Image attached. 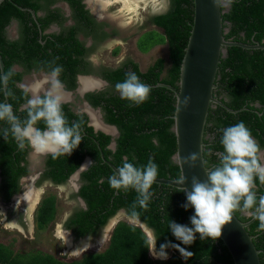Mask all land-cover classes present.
Here are the masks:
<instances>
[{
  "label": "trees",
  "instance_id": "obj_1",
  "mask_svg": "<svg viewBox=\"0 0 264 264\" xmlns=\"http://www.w3.org/2000/svg\"><path fill=\"white\" fill-rule=\"evenodd\" d=\"M38 1L4 0L0 4V53L6 63V72L11 69L12 61L27 60L26 55L36 56L44 49L49 47L53 49L51 43L55 44L56 41L48 39L43 45L39 40L38 24L31 17V12L21 8L27 7L37 11L41 8ZM49 1L51 3L55 0ZM13 17L20 18L23 24L25 23L23 54L19 50L20 45L15 41H8L5 36V27ZM223 18L226 22L224 27H229L225 34L227 39L249 44L264 41V0H232ZM193 20L194 0H171L170 10L154 18V23L161 26L164 33L149 32L138 42L139 48L144 52L159 43H168L171 67L167 76H163L166 58L162 57L158 58L147 71H142L138 63L130 61L124 67L105 74L115 87L117 82L125 79L126 72H134L152 89L148 100L140 105H132L129 101L122 100L119 94L108 99L103 95L92 98L95 105H103L107 121L119 129L116 149L109 147L111 135L99 133L96 139L87 134L82 136L81 143L71 155H60L55 158L51 156L46 162L43 179L61 184L81 166V160L86 153L93 155L97 161L82 173L83 185L79 190V196L85 200L87 207L76 209L66 223L77 237L98 234L99 229L121 209H126L129 216L142 220L153 229L157 251L160 245L167 241L180 244L169 229L170 220L191 227L190 216L194 210L182 207L186 202L185 193L177 187L156 182L152 185L153 195L147 209L137 206V215L132 216V204L137 193L135 190L128 192L120 190L116 193V190L109 186L108 178L113 175L114 170L104 162L102 153L118 167L122 166L125 160L140 167L152 158L158 166V177L179 179L180 166L172 159L177 151V137L173 131L177 99L174 91L161 83L179 88L181 63ZM31 21L32 24L29 23ZM80 46L82 45L79 43L78 54L84 51ZM58 47L61 49L63 59H67L72 70L75 69L77 72L79 59L73 52L67 53L64 46L58 44ZM216 83V95L221 97L224 105L211 107L207 119L205 130L207 145L204 154L206 164L211 168L219 163L217 153L223 151L220 144L221 129L238 122L243 121L260 149L264 148V48L228 46L226 55L221 57ZM9 92L10 97H13L11 103L15 114L19 118L26 116L24 110L18 111L20 103L25 102L24 92L18 91L11 78L8 82L7 93ZM4 98L3 84L0 83V102H5ZM62 107L71 125L73 123L71 118L75 116L67 105ZM75 119L82 127L93 131L85 117L77 116ZM39 123H42L40 127L45 126L42 121ZM28 148L26 146L21 150L11 133L5 140L2 131L0 132V167L3 175L0 191L6 201H10L11 197L21 190L20 177L29 171L27 163L24 162L23 165L21 162L25 160ZM256 185L259 198L260 195H264V185H260L258 179ZM57 210L55 194L43 197L37 212L38 227L44 228L54 221ZM236 215L243 221L252 219L251 216L239 211ZM258 225L259 221L254 219L248 230L254 235V242L260 250L261 262L264 264V231H259ZM149 247L150 238L142 227L127 221H119L113 229L108 246L102 251L87 252L78 259L66 261L41 250L16 251L11 244L0 242V264H234L233 257L221 237L216 240L211 238L201 240L197 233L193 244L181 245L191 252L188 258L177 249L169 247L166 251L169 249L174 251L171 257L154 259L150 256Z\"/></svg>",
  "mask_w": 264,
  "mask_h": 264
},
{
  "label": "clouds",
  "instance_id": "obj_2",
  "mask_svg": "<svg viewBox=\"0 0 264 264\" xmlns=\"http://www.w3.org/2000/svg\"><path fill=\"white\" fill-rule=\"evenodd\" d=\"M214 2L222 7H227L232 3V0H214ZM61 71V66L52 69L50 80L46 81L50 83V87L43 95L37 89L27 85L22 86L24 95L29 96L30 94V98L27 99L24 106V111L27 113L25 119L21 120L15 114L11 104L0 102V121L9 125L8 128L2 130V136L5 140L11 133L21 150L27 146L37 154H50L53 158L60 155H71L73 150L79 146L82 141L80 124L73 122L69 125L62 107L63 99L59 92L61 83L58 79ZM14 72V69H9L6 73L2 72L0 83L6 87ZM115 90L122 100L129 101L132 105H140L148 100L152 89L150 85L143 83L136 73L126 72L125 79L115 84ZM8 95L11 93L9 92ZM189 99V97H185L183 103L187 105ZM41 121L45 125L43 129L36 126ZM221 132L220 144L223 151L217 153L219 163L207 170V180L200 181L198 177L193 176L191 190L181 188V191L186 195V202L182 207L186 210L189 208L194 210L190 216L191 227L170 220L169 229L176 240L180 241V244L167 241L161 244L157 251L156 241H154L153 246L149 247L152 258L167 259L171 257L174 251L172 249L166 251L169 247L177 249L185 258H188L191 252H188L181 245L193 244L197 233L201 240L220 238L223 226L232 222L233 215L237 211L258 220V230L264 231V195L257 198L256 192L257 179L260 185H264V154L261 153L258 143L243 121L223 128ZM197 159V153H191L183 159V162L194 167ZM157 176L158 166L152 158H149L147 164L140 167L125 160L118 171H115L108 178V183L117 192L135 190L137 197L132 204L131 215L136 216L137 206L147 209L153 195L151 188ZM186 179L182 175L177 183L183 185ZM31 181L32 188H36L33 186L34 180ZM13 202L14 204L17 203ZM40 202L38 203L40 204ZM83 203L85 205L84 201ZM117 223L113 224L112 232ZM103 227L101 228L103 229ZM67 233L71 241L76 244L86 239L92 242L98 240L96 236L92 237L91 235L80 236L79 239L75 238L69 229ZM111 235L112 233L108 243ZM167 253L170 255L168 256Z\"/></svg>",
  "mask_w": 264,
  "mask_h": 264
},
{
  "label": "flooded vegetation",
  "instance_id": "obj_3",
  "mask_svg": "<svg viewBox=\"0 0 264 264\" xmlns=\"http://www.w3.org/2000/svg\"><path fill=\"white\" fill-rule=\"evenodd\" d=\"M38 2L41 4V8L37 11H34L32 8H23H25L24 10L31 12V17H33V20L38 24L37 27L39 28V40L43 43V45H45L48 39H51L56 41L55 44L57 46L52 42L51 45H53V49L51 47L44 49L36 56L28 57V55H26L27 60L24 59L12 61L11 69L15 70V75L11 77V80L14 81L15 87L20 93L23 92L22 86L27 85L30 88L39 90L40 94L43 95V93L50 87V83L46 81L50 80V73L52 69L54 67L61 66L62 71L59 73L58 79L61 83L59 92L63 99V105H67L75 116L71 118L73 122H76L75 118L77 116H82L86 118L88 126L93 128V131L91 132L87 128L80 125V131L82 133L81 136L90 134L91 137L97 139V136L100 135L99 133L111 135L112 141L109 144V147L116 149V145L113 147L112 143L114 140L116 141V138L119 136V129L116 125L107 121V115L103 105H95L92 102V98L94 96L96 97L103 95L104 98L108 99L112 95L119 94L115 90V87H113L112 83L106 78L105 74L108 72L122 68L130 61L138 63L141 69L140 63L135 56L124 57L122 55L120 56L118 62H116L118 63L117 65L113 62H104L102 60L103 56H105L103 55V52L108 49L110 42L112 43L115 41V38L117 39L118 37H120V40L126 39L127 36L125 35V31L128 27L127 20L130 17H132L131 22H137H135L136 24L132 22L131 26L129 27H137V30L131 28L133 34L132 36L135 37L136 35H142L144 29L141 30L142 26H140L139 23L141 19L139 18L138 11L142 9L144 12V0H55L51 3L49 0H39ZM229 8L230 5L225 7L226 11ZM123 12L127 14V19L123 18ZM158 15H161V12H157L154 8L147 13V22L150 26L157 25L154 23V18ZM29 23L32 24V21ZM23 27H25V23L23 24L22 20L16 17H13L10 20V23L5 27L6 38L10 42H17L20 45L19 50L21 53L24 51L23 44L25 40L23 39L25 38L26 32L25 28L23 29ZM78 42L82 45L80 48L84 49L82 54L77 53V46L79 45ZM58 44L59 46H64V50L67 53L73 52V54H75L74 56L79 59L76 66L78 67L77 72H75V69L72 70V66L67 62V59H63L61 49L58 47ZM262 44H264V41ZM137 48H139V46ZM115 49L110 50V53H113L114 51L116 52V50L118 52V49ZM133 54L135 55V52L131 51V55ZM3 61L4 72L6 73V63L4 59ZM0 72L2 74L1 67ZM72 78L74 79L73 82ZM3 89L5 96L4 101L12 105L11 101L13 97L11 98L7 93L8 84L7 90H5L4 85ZM28 98H30V94L29 96H25V102L20 103L18 107L19 112L24 110V106ZM25 118L26 116H23L20 119L23 120ZM40 125H42V123H38L36 126L41 129L45 127H40ZM7 126L9 125L6 122L0 121V132ZM113 126L117 127V129H114ZM99 148L101 149L100 145ZM263 149L264 148L260 150L262 151ZM102 155L104 162H106L105 159L107 158L103 153ZM51 156L52 155L50 154H37L29 147L25 155V160L21 161L23 165H25L24 162L27 163L26 165L29 171L20 177L21 190L18 193H22L24 191L22 194L25 193L27 196H29L28 202H31L32 198L37 196L36 188H32V185L30 184L32 183V179L34 180L33 186L45 181L59 185L54 183L52 180L43 179V174L46 170V162H48ZM81 162H91V166L93 162L97 161L93 155L86 153L83 156ZM84 171L85 170L81 171L80 174L76 176H74L76 172L74 171L67 179V181H70V183L73 182L75 184V186L71 184L73 186L71 188V194L74 195L73 198H76V201H74L73 211L66 219L65 226L70 216L75 213L76 209L87 207L85 200L79 196V190L83 185L82 173ZM2 182L3 175L0 167V184ZM15 195L16 194L11 197L10 201H6L4 199V194L2 191H0V202L5 203L8 211L17 214V221L28 224V222L31 221V218L27 216L28 203L21 202L20 204H14L13 201L15 200L13 197ZM82 200L85 202V205ZM112 226H110L107 231H105V233L99 238L100 240H98L95 245H93V242L90 240H83L75 245V247L72 244L70 236L61 229L59 230V235H63L67 238L69 237L71 243L70 247L72 249L77 247L81 249L82 247L83 250L78 248L74 249L75 252L82 253L88 250V248H94L97 245H101L100 242H102V240L104 241L106 239L105 241H108ZM68 229L72 231L76 238L77 236L74 230L67 227V230ZM101 230L102 228L98 231V234L91 236L94 237L99 235ZM77 238L79 239L81 237ZM66 242L68 241L66 240ZM85 242H89V244L85 245Z\"/></svg>",
  "mask_w": 264,
  "mask_h": 264
},
{
  "label": "water",
  "instance_id": "obj_4",
  "mask_svg": "<svg viewBox=\"0 0 264 264\" xmlns=\"http://www.w3.org/2000/svg\"><path fill=\"white\" fill-rule=\"evenodd\" d=\"M3 1L0 0V4ZM225 12L226 9L216 4L214 0H194V20L181 63L179 88L161 83V85L173 90L177 99L173 127L177 137V151L172 159L180 166V176L184 175L187 179L181 185L177 183L178 179L157 176L156 183L171 185L179 189L187 188L190 191L193 176L198 177L200 181L207 180L206 172L211 168L207 166L204 154L207 145L205 141L207 119L211 107L218 104L224 105L222 99L216 95V81L221 57L226 55L228 46L237 45L248 49L264 48V44L260 42L249 44L227 39L225 34L228 32L229 27H224L226 22H224L223 14ZM0 67L4 72V61L1 54ZM4 88L7 90V86H4ZM185 97L190 98L187 105L183 103ZM229 110L234 111L231 108ZM113 128L117 129L115 126ZM112 145L115 147V140ZM191 153H197L198 155L194 167H190L189 164L183 162V159ZM261 153L264 154V149ZM105 161L114 172L118 171V166L108 159H105ZM90 164L91 162H82L74 176L86 170ZM22 193L16 194L13 199L16 200ZM116 193L118 192L116 191ZM0 204L4 205L1 202ZM120 213L125 214L128 218L130 217L126 209H122ZM139 221L145 232L151 229L145 222ZM253 221L254 218L243 221L235 213L232 222L222 228L221 239L229 249L234 264H262L260 250L254 242V235L248 230ZM151 238L152 247L154 234H151Z\"/></svg>",
  "mask_w": 264,
  "mask_h": 264
},
{
  "label": "rangeland",
  "instance_id": "obj_5",
  "mask_svg": "<svg viewBox=\"0 0 264 264\" xmlns=\"http://www.w3.org/2000/svg\"><path fill=\"white\" fill-rule=\"evenodd\" d=\"M170 3V0H144V12L142 9H140V11H138V15H142V13H144L143 15H145V17L147 18V13L150 12L153 8L157 12H163L164 10L170 8ZM158 4H160V6L157 7L156 5ZM125 12L122 13V16L123 18L127 19L128 16ZM131 20L132 17L127 20L128 27L125 31V35L127 36L126 39L120 40V37H118L117 39L119 40L115 38V41H113L112 43L110 42L108 49L103 52V55L105 56H103L102 61L113 62L117 65L118 63L116 62H118L120 56H135L140 63L141 69L146 70L148 67L152 66L155 63L158 57H166V65L163 76H167L168 70L171 67V61L168 58V50L166 45H156L154 48H151L149 52L142 54L141 57L137 56L136 53L135 55H131V51H134L133 49L135 48L136 41V39H134V37L132 36L133 34L131 28L137 29L136 26L129 28L131 26V23L133 22H131ZM133 23H135V21ZM128 44L129 47H127ZM115 48L118 49V52L116 53L114 51L113 53H110V50ZM71 184L75 186V184L73 182L70 183V181H66L59 185H55L49 181H45L36 185L37 196L34 197L35 201L34 198H32L31 202H27V216L31 218V221L28 222V224L17 221V214L11 213L10 211H8V208L6 206L0 204V242L11 244L17 251L41 250L43 252L55 255L57 258L67 261L78 259L87 252L104 250L108 246V242L105 241L106 239L100 242L101 245H97L94 248H88V251L86 250L87 252L79 253L74 251V249L77 248L72 249L70 245H68V242H66V240L68 241V239H66V237H64L62 234L61 235L63 237L59 235L60 229L68 234L65 222L69 214L73 211L74 201H76V198H73L74 195L71 194V188L73 187ZM48 194H55L57 196V216L55 220L52 221L49 225L44 228H39L37 225V212L40 204L38 202ZM23 202L24 201H22V203ZM119 220L127 221L137 226L142 225L140 224V221L138 219L131 217L128 218L125 214L119 212L108 221L106 226L101 230L100 234L96 236L97 238H95L100 240L99 238L105 233V231H107L110 226L114 224L113 222L117 223ZM150 230L151 229L146 232L150 239H152L151 234L153 235V231L151 230L152 232H150ZM110 233H112V230ZM98 240L94 241L98 242ZM72 244L74 246L77 245L75 242H72ZM95 244L96 242H93V245ZM169 255L170 254H168V256Z\"/></svg>",
  "mask_w": 264,
  "mask_h": 264
},
{
  "label": "crops",
  "instance_id": "obj_6",
  "mask_svg": "<svg viewBox=\"0 0 264 264\" xmlns=\"http://www.w3.org/2000/svg\"><path fill=\"white\" fill-rule=\"evenodd\" d=\"M157 7L158 6H160V4H158V5H156ZM143 8L145 9V6H143ZM170 9V8H169ZM169 9H166V10H164L163 12H161V14H164V13H166ZM144 13H142V15H139V18L141 19L140 21H139V23H140V26H142V28H141V30L142 29H144V32H142V35H136L135 37H134V39H136V41H135V48L133 49L134 50V52L136 53V55L137 56H139V57H141L142 56V54H145V53H147V52H149V51H147V52H144V51H141L139 48H137L138 47V42H139V40L142 38V37H144L147 33H149V32H153V31H150V30H154V32H158V33H164V29L161 27V26H158V25H149L148 26V23L146 22V20H147V18L145 17V15H143ZM136 22V21H135ZM137 23V22H136ZM135 23V24H136ZM137 28V27H136ZM135 30H137V29H135ZM157 45H166L167 46V50H168V57H169V47H168V43L167 42H164V43H159V44H157ZM156 45H154L152 48H154ZM127 47H129V44H128V46ZM161 57V56H160ZM160 57H158V58H160ZM162 58H166V57H162ZM148 68H150V67H148ZM147 68V69H148ZM146 69V70H147ZM146 70H143V71H146Z\"/></svg>",
  "mask_w": 264,
  "mask_h": 264
},
{
  "label": "bare ground",
  "instance_id": "obj_7",
  "mask_svg": "<svg viewBox=\"0 0 264 264\" xmlns=\"http://www.w3.org/2000/svg\"><path fill=\"white\" fill-rule=\"evenodd\" d=\"M28 199H29V196H27L25 193L24 194H22V195H20L19 197H17L16 198V202L17 203H20V202H22V201H24V202H28ZM151 231V230H150ZM66 236V235H65ZM66 239H68V244L71 246V243H70V239H69V237L67 238L66 237ZM87 240V239H86ZM89 244V242H85V245H88ZM78 248V247H77ZM78 249H80V248H78ZM80 250H83V248L81 247V249ZM79 250V251H80Z\"/></svg>",
  "mask_w": 264,
  "mask_h": 264
}]
</instances>
